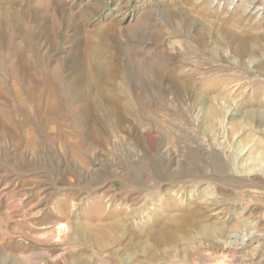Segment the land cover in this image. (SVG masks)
Here are the masks:
<instances>
[{
  "label": "rangeland",
  "instance_id": "rangeland-1",
  "mask_svg": "<svg viewBox=\"0 0 264 264\" xmlns=\"http://www.w3.org/2000/svg\"><path fill=\"white\" fill-rule=\"evenodd\" d=\"M0 264H264V0H0Z\"/></svg>",
  "mask_w": 264,
  "mask_h": 264
},
{
  "label": "bare ground",
  "instance_id": "bare-ground-1",
  "mask_svg": "<svg viewBox=\"0 0 264 264\" xmlns=\"http://www.w3.org/2000/svg\"><path fill=\"white\" fill-rule=\"evenodd\" d=\"M237 34H238V32H236ZM96 59V58H95ZM99 61V60H98ZM92 64H94V62H92ZM92 66H95V65H92ZM166 70V69H165ZM185 89V88H184ZM186 90V89H185ZM188 90V89H187ZM184 91V90H183ZM187 94V93H186ZM216 98V97H215ZM200 101V102H204V100H205V98H203V96H197V98H196V101ZM213 101V100H212ZM227 101V100H226ZM218 103V102H217ZM195 104H196V102H195ZM188 105H190V104H188ZM222 105V104H221ZM90 106L93 108V109H95V110H98V109H100L101 108V105L98 103V102H92V104H90ZM196 106V105H195ZM206 106V105H205ZM216 107V106H215ZM188 109V108H187ZM203 109V108H202ZM249 116V115H248ZM215 122V121H214ZM213 122V123H214ZM215 124V123H214ZM170 194V192H166V195H169ZM255 237V236H254Z\"/></svg>",
  "mask_w": 264,
  "mask_h": 264
}]
</instances>
